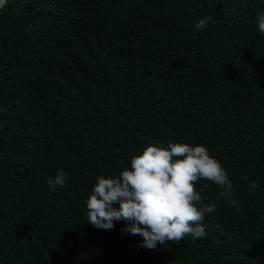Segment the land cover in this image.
<instances>
[{
  "label": "trees",
  "instance_id": "trees-1",
  "mask_svg": "<svg viewBox=\"0 0 264 264\" xmlns=\"http://www.w3.org/2000/svg\"><path fill=\"white\" fill-rule=\"evenodd\" d=\"M264 0H8L0 8V264H264ZM207 16L212 23L197 30ZM204 145L206 236L142 246L88 223L96 177ZM68 173L63 187L48 177ZM251 181L259 185L249 195ZM118 207V205H116Z\"/></svg>",
  "mask_w": 264,
  "mask_h": 264
},
{
  "label": "clouds",
  "instance_id": "clouds-1",
  "mask_svg": "<svg viewBox=\"0 0 264 264\" xmlns=\"http://www.w3.org/2000/svg\"><path fill=\"white\" fill-rule=\"evenodd\" d=\"M8 0H0V8ZM207 16L200 19L195 28L212 23ZM256 26L264 33V13L256 16ZM68 173L58 171L48 177L51 191L63 187ZM207 179L218 185L220 196L235 206L232 198L233 185L224 165L209 154L204 145L169 142L146 146L140 154L130 158L129 166L118 176L96 177L86 198L88 223L94 228L111 230L114 222L123 220V231L143 238L142 246L155 249L157 243H179L184 237L206 236L205 215L215 211V204H205L196 184ZM249 195H256L259 185L251 181ZM118 205V207H116Z\"/></svg>",
  "mask_w": 264,
  "mask_h": 264
}]
</instances>
